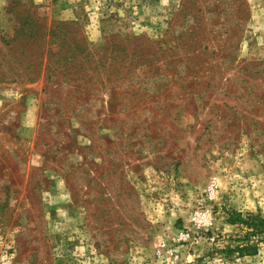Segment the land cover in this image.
Returning a JSON list of instances; mask_svg holds the SVG:
<instances>
[{
	"label": "rangeland",
	"instance_id": "obj_1",
	"mask_svg": "<svg viewBox=\"0 0 264 264\" xmlns=\"http://www.w3.org/2000/svg\"><path fill=\"white\" fill-rule=\"evenodd\" d=\"M236 212L264 218V0H0V264H264Z\"/></svg>",
	"mask_w": 264,
	"mask_h": 264
},
{
	"label": "built area",
	"instance_id": "obj_2",
	"mask_svg": "<svg viewBox=\"0 0 264 264\" xmlns=\"http://www.w3.org/2000/svg\"><path fill=\"white\" fill-rule=\"evenodd\" d=\"M202 195L201 201H206L213 205H210V207L205 205L195 207L189 216V232L193 230L195 233H199L210 228L213 221L214 204H217L220 197L219 185L216 182H210L203 190Z\"/></svg>",
	"mask_w": 264,
	"mask_h": 264
},
{
	"label": "trees",
	"instance_id": "obj_3",
	"mask_svg": "<svg viewBox=\"0 0 264 264\" xmlns=\"http://www.w3.org/2000/svg\"><path fill=\"white\" fill-rule=\"evenodd\" d=\"M256 221V226H259L264 231V218L262 216H257L253 221L247 219L243 216L241 212H236L233 215H230L228 218V223L230 224H244L247 226H251L252 222ZM236 250L239 252L240 256L247 255V254H254L256 250L255 245H240L237 246Z\"/></svg>",
	"mask_w": 264,
	"mask_h": 264
}]
</instances>
